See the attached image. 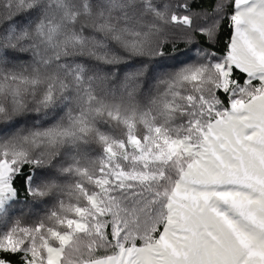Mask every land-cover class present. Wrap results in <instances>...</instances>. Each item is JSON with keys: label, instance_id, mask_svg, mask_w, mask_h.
<instances>
[{"label": "snow or ice", "instance_id": "snow-or-ice-1", "mask_svg": "<svg viewBox=\"0 0 264 264\" xmlns=\"http://www.w3.org/2000/svg\"><path fill=\"white\" fill-rule=\"evenodd\" d=\"M193 3L0 0V264H264V0Z\"/></svg>", "mask_w": 264, "mask_h": 264}, {"label": "trees", "instance_id": "trees-1", "mask_svg": "<svg viewBox=\"0 0 264 264\" xmlns=\"http://www.w3.org/2000/svg\"><path fill=\"white\" fill-rule=\"evenodd\" d=\"M202 0H194L193 9L197 10L199 3ZM228 39V29L225 27L224 31L220 34L219 40L220 43L215 46L216 50L219 51L223 47V42ZM200 44H204L205 47L208 45L204 43L203 39L198 38ZM181 48H183V44H181ZM143 99V97H141ZM51 204L44 201H32L25 200V195L23 192L20 193L19 200L17 203L11 206L9 215L11 217H22L25 223H31L33 220L43 216Z\"/></svg>", "mask_w": 264, "mask_h": 264}]
</instances>
